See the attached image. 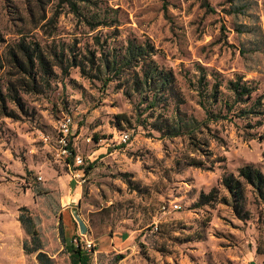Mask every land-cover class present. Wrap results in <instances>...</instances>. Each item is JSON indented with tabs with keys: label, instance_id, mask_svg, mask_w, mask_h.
<instances>
[{
	"label": "rangeland",
	"instance_id": "1",
	"mask_svg": "<svg viewBox=\"0 0 264 264\" xmlns=\"http://www.w3.org/2000/svg\"><path fill=\"white\" fill-rule=\"evenodd\" d=\"M73 1L77 12L61 0H0V264H39L24 241L72 264L67 245L77 237L92 241L91 264L264 261V204L251 186L245 218L222 202L197 204L212 187L228 194L224 173L264 171V0ZM129 42L172 73L171 90L135 88L142 63L120 62ZM18 44L40 52L47 71L17 68ZM238 76L253 88L243 102L227 87ZM176 109L209 132L202 125L191 140L154 128ZM64 114L75 122L74 154L83 168L93 163L83 181L73 156L58 155ZM119 130L130 138L115 145ZM22 206L35 242L18 220Z\"/></svg>",
	"mask_w": 264,
	"mask_h": 264
},
{
	"label": "trees",
	"instance_id": "2",
	"mask_svg": "<svg viewBox=\"0 0 264 264\" xmlns=\"http://www.w3.org/2000/svg\"><path fill=\"white\" fill-rule=\"evenodd\" d=\"M61 2L68 3L74 12H77L76 3L73 0H61ZM205 6L207 10H213L212 7L206 2ZM18 50L22 52V56L18 57L17 53H13V61L15 66L24 72H31L35 64H39L44 72L47 71V61L40 52L36 53L35 49H27L24 48L22 44H18ZM24 59V60H23ZM91 62L94 61V54L89 58ZM36 61V62H35ZM120 62L126 65H134L139 62L142 63L143 72L140 79H137L135 83V88L139 90L140 86L144 87L147 85H152L153 88L158 89L157 91H163L170 88L172 89L169 82H172V73L170 71H165L158 67V65L148 58L146 54V49L141 45H135L132 42H129L125 48V52L120 58ZM78 65L72 62V65ZM108 63H104V67H106ZM109 66V65H108ZM107 66V67H108ZM122 67L119 69L121 70ZM228 89L232 91L234 94V101L243 102L246 98L251 96L253 88L247 85L244 81H242L241 77H236L234 80H229ZM218 84H214L211 90L209 97L212 101H216L218 98ZM14 101L19 100L17 95L14 94L11 98ZM0 100L3 102L4 97L0 93ZM156 102V92L151 99V106ZM259 101H256V103ZM202 106L203 105L202 103ZM4 114H6V106L3 105ZM207 116H211L210 111L205 108ZM248 113L260 114L261 111H255L254 107H250ZM206 120L198 121L193 116H188L179 109H176V119L173 121H168L167 119H163L162 122L158 125H154L159 131H162L163 134L169 136H177L181 134H188V137L193 140L195 139L194 134L196 132H200V126H204L206 130L209 132L207 127L205 126ZM123 131V130H119ZM264 158V151L262 153ZM196 164V163H194ZM93 168V163L88 164L84 168L85 173H89ZM221 185L227 190L228 194H220L219 190L216 187H212L208 192L201 191L199 194L197 204H207L210 202H222L228 204L232 207L234 213L240 217L245 218L247 216V211L244 209L245 201H246V193L245 186L249 185L255 192L256 197L264 204V171L255 167L252 164H244L240 166L237 170V174H233L232 172L224 173L221 177ZM24 210V211H23ZM26 207L22 206L20 208V213L18 215V220L22 225H24L26 231L31 236L32 240L35 242L37 240L36 230L34 229V224L31 216L26 213ZM77 241L70 243L67 245V250L69 253L70 261L72 264H91V254L82 247L81 241L76 238ZM24 252L32 253L36 252L35 257L39 264H55L53 259L45 252L39 250L40 247L37 243L32 248L26 247V242H23ZM123 258V255H117L116 259ZM264 262V261H260Z\"/></svg>",
	"mask_w": 264,
	"mask_h": 264
},
{
	"label": "built area",
	"instance_id": "3",
	"mask_svg": "<svg viewBox=\"0 0 264 264\" xmlns=\"http://www.w3.org/2000/svg\"><path fill=\"white\" fill-rule=\"evenodd\" d=\"M75 128V122L73 120L72 115L64 114L57 121V135H56V143H57V151L58 155H61L65 158H68L70 155L73 156L74 164L77 166V169L72 174L74 177L80 178V181L84 180L85 172L82 167L84 164V159L79 154H74V151L71 148L70 136ZM130 136L128 131H119L117 137L113 141V144H125L128 142ZM69 162V161H68ZM174 208H177L178 205L174 204ZM162 211L166 210V205L163 204L161 206ZM154 229H157V223L154 224ZM75 242L77 239L74 240ZM81 245L84 249L90 250L93 246L91 240L86 239L84 242L81 241ZM240 264H264V262H256L251 259H244Z\"/></svg>",
	"mask_w": 264,
	"mask_h": 264
},
{
	"label": "water",
	"instance_id": "4",
	"mask_svg": "<svg viewBox=\"0 0 264 264\" xmlns=\"http://www.w3.org/2000/svg\"><path fill=\"white\" fill-rule=\"evenodd\" d=\"M73 215H74L75 220L77 221L79 231H80L82 234L86 233V229H87V227H86V224H85V222L83 221V219H82V218H81L76 212H74Z\"/></svg>",
	"mask_w": 264,
	"mask_h": 264
}]
</instances>
